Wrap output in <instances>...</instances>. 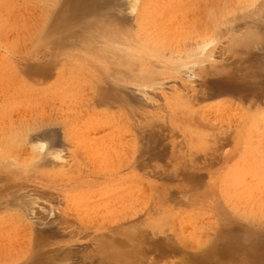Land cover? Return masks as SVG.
<instances>
[{"label":"rangeland","instance_id":"1","mask_svg":"<svg viewBox=\"0 0 264 264\" xmlns=\"http://www.w3.org/2000/svg\"><path fill=\"white\" fill-rule=\"evenodd\" d=\"M132 3L0 0V264H264V0Z\"/></svg>","mask_w":264,"mask_h":264},{"label":"bare ground","instance_id":"2","mask_svg":"<svg viewBox=\"0 0 264 264\" xmlns=\"http://www.w3.org/2000/svg\"><path fill=\"white\" fill-rule=\"evenodd\" d=\"M136 1H137V0H133V3H132L133 7H135ZM203 1H204V0H203ZM231 1H233V0H231ZM180 3H182V2H180ZM229 3H230V2H229ZM34 4H35V3H34ZM227 4H228V1H227ZM228 5H230V4H228ZM231 5H232V4H231ZM32 6H33V5H32ZM37 6H38V4H37ZM39 6L41 7V5H39ZM39 6H38V7H39ZM208 6H209V5H208ZM38 7H37V8H38ZM205 7H206V6H205ZM34 8H36V6H35ZM160 8H161V7H160ZM208 8H209V7H208ZM21 9H22V8H21ZM214 9H215V8H214ZM216 9H217V8H216ZM224 9H225V8H224ZM27 10H28V9H27ZM132 10H134V9H132ZM207 11H208V10H207ZM22 12H23V10H22ZM204 12H205V11H204ZM211 12H212V11H211ZM49 13H50V12H49ZM11 14H12V13H11ZM15 14H16V13H15ZM17 14H18V12H17ZM17 14H16V15H17ZM22 14H23V13H22ZM177 14H179V13H177ZM13 15H14V14H13ZM38 15H39V14H38ZM38 15H37V18H38ZM48 15H49V14H48ZM50 15H51V14H50ZM179 15H180V14H179ZM207 15H208V12H207ZM25 16H27V15H25ZM28 16H30V14H29ZM176 16H177V15H176ZM208 16H209V15H208ZM9 17H10V16H9ZM13 17L15 18V16H13ZM23 17H24V14H23ZM168 17H169V16H168ZM211 17H212V16H211ZM30 18H31V17H30ZM34 18H35V17H34ZM178 18H180V17H178ZM181 18H182V17H181ZM187 18H188V17H187ZM23 19H24V18H23ZM25 19H26V18H25ZM25 19H24V22H25V25H27ZM27 19H28V18H27ZM190 19H191V17H190ZM190 19H189V20H190ZM20 20H22V19H20ZM30 20H31V19H30ZM174 20H175V19H174ZM177 20H178V19H177ZM184 20H185V18H184ZM184 20H183V21H184ZM206 20H207V19H206ZM46 21H48V19H47ZM178 22H180V20H179V21H176V23H178ZM186 22H187V24L189 23L187 20H186ZM44 23L46 24L47 22H44ZM176 23H174V24H176ZM183 23H184V22H183ZM167 24H169V23H167ZM171 24H172V23H171ZM184 24H185V23H184ZM176 25H177V24H176ZM201 25H202V24H201ZM19 26H20V25H19ZM177 26H179V29H181L180 25H177ZM198 26H199V25H198ZM27 27H28V25H27ZM35 27H36V26H35ZM43 27H44V26H43ZM43 27H42V28H43ZM164 27H166V25H164ZM164 27H163V28H164ZM169 27H170V26H169ZM169 27H168V28H169ZM183 27H184V26H183ZM202 27H203V26H202ZM28 28H29V27H28ZM36 28H37V27H36ZM44 28H45V27H44ZM172 28H173V25H172ZM205 28H206V27H205ZM207 28H208V27H207ZM106 29H107V28H106ZM112 29H113V28H112ZM166 29H167V28H166ZM175 29H176V28H175ZM175 29H172V30L175 31ZM179 29H178V30H179ZM16 30H17V29H16ZM41 30H42V29H41ZM99 30H100V29H99ZM113 30H114V29H113ZM122 30H123V29H122ZM8 31H9V30H8ZM29 31H30V30H29ZM104 31H105V29H104ZM173 31H172V33H171L172 36H173V34H175V32L173 33ZM20 32H21V31H20ZM22 32H24V31L22 30ZM192 32H193V31H192ZM252 32L254 33V31H252ZM6 33H7V32H6ZM13 33H14V31H13ZM25 33H26V32H25ZM99 33H100V32H99ZM106 33H107V31H106ZM109 33H110V32H109ZM169 33H170V31H169ZM245 33H246V32H245ZM250 33H251V32H250ZM28 34H29V33H28ZM28 34H27V35H28ZM104 34H105V33H104ZM104 34L102 33L101 35L104 36ZM165 34H166V33H165ZM165 34H164V35H165ZM243 34H244V33H243ZM243 34H242V35H243ZM255 34H256V32H255ZM255 34H252L253 36H252L251 34H250V35L254 38V36L257 37V35H255ZM27 35H26V37H27ZM36 35H37V34H36ZM110 35H111V34H110ZM116 35H117V34H116ZM188 35H189V34H188ZM188 35H187V36H188ZM246 35H247V34H246ZM246 35H245V37L243 36V38H245V39H243V41L245 40V42L247 41L246 38H248V36L246 37ZM10 36H13V35L11 34ZM20 36H21V35H20ZM38 36H39V35H38ZM38 36H37V37H38ZM170 36H171V35H170ZM176 36H178V35H176ZM180 36H181V35H180ZM6 37H7V36H6ZM13 37H14V36H13ZM24 37H25V36H24ZM24 37H23V39H24ZM252 37H251V39H252ZM256 37H255V38H256ZM11 38H12V37H11ZM19 38H20V37H19ZM27 38H29V37H27ZM255 38H254V39H255ZM7 39H8V38H7ZM7 39H6V40H7ZM35 39H38V38H35ZM171 39H174V38H171ZM251 39H250V36H249V39H248V40H251ZM254 39H253L252 41H254ZM24 40H25V39H24ZM237 40H238L239 42H243V41H241L242 39H238V38H236V41H235V40H234V41L237 42ZM8 41H9V40H8ZM20 41H21V39H20ZM28 41H30V40H28ZM171 42H172V41H171ZM178 42H180V40H178ZM235 42H234V44H235ZM239 42H237V44H241V43H239ZM18 43H19V42H18ZM164 43H165V42H164ZM184 43H185V42H184ZM243 43H244V42H243ZM243 43H242V44H243ZM248 43H249V42H248ZM250 43H251V42H250ZM178 44H179V43L176 44V49H177V45H178ZM234 44H233V45H234ZM246 44H247V43H244V46H246ZM16 45H18V44H16ZM27 45H28V44H27ZM27 45H26V46H27ZM170 45H172V43H171ZM179 45H180V44H179ZM179 45H178V46H179ZM201 45H203V44H201ZM205 45H206V44H205ZM249 45H250V44H249ZM18 46H19V45H18ZM22 46H23V45H22ZM181 46H182V45H181ZM181 46H179V48H180ZM183 46H184V44H183ZM199 46H200V45H198V48H200V47H201V48L204 47V45H203V46H200V47H199ZM234 46H235V45H234ZM87 47H88V46H87ZM230 47H231V46H230ZM248 47H249V46H248ZM170 48H171V47H170ZM196 48H197V47H196ZM198 48H197V49H198ZM20 49H21V48H20ZM22 49H23V48H22ZM178 50H179V49H178ZM198 50H199V49H198ZM200 50H202V49H200ZM200 50H199V51H200ZM17 51H18V50H17ZM21 51H22V50H21ZM169 51H170V50H169ZM199 51H198V52H199ZM100 52H101V51H100ZM106 52H107V51H106ZM192 52H194V51H192ZM192 52H191V53H192ZM202 52H203V50H202ZM195 53H197V50H196ZM195 53H194V54H195ZM187 54H188V53H187ZM192 54H193V53H192ZM192 54H191V55H192ZM194 54H193V55H194ZM175 56H176V55H175ZM180 56H182V55H180ZM116 58H117V57H116ZM110 64H111V63H110ZM197 64H198V63H197ZM115 65H116V64H115ZM66 66H67V64H66ZM110 67H111V66H110ZM125 67H126V66H125ZM146 68H147V67H146ZM69 69H70V68H69ZM119 69H120V68H119ZM205 70H206V69H204L202 72H204ZM66 71H67V70H66ZM112 71H113V69H112ZM212 71H213V70H212ZM66 73H67V72H66ZM115 73H116V72H115ZM206 73H207V71H206ZM130 76H131V75H130ZM12 77H13V76H12ZM127 77H128V76H127ZM10 78H11V77H10ZM62 78H63V77H62ZM120 78H121V80H123L122 77H120ZM125 78H126V76H125ZM1 79H3V78H1ZM17 79H18V78H17ZM69 79H70V78H69ZM124 80H125V79H124ZM3 81H4V80H3ZM9 81H10V79H9ZM12 81H13V80H12ZM12 81H11V82H12ZM90 82H91V81H90ZM3 83H4V82L1 81L0 85L2 86ZM53 84H54V83H53ZM10 85H11V84H10ZM91 87H93V85H92ZM91 87H90V88H91ZM90 88H89V89H90ZM79 89H80V87H79ZM91 89H93V88H91ZM96 89H97V88H96ZM96 89H95V91H96ZM75 90H76V89H75ZM71 92H72V91H71ZM67 94H68V93H67ZM74 94H75V93H74ZM13 97H14V96H13ZM21 97H22V96H21ZM78 97H79V96H78ZM67 99H68V98H67ZM192 99H193V98H192ZM53 100H54V98H53ZM81 101H82V100H81ZM36 103H37V102H36ZM50 103H51V102H50ZM63 103H64V102H63ZM200 103H201V102H199L198 104H200ZM10 104H11V103H10ZM34 104H35V103H34ZM40 104H41V103H40ZM54 104H55V103H54ZM14 105H15V103H13V106H14ZM16 105H17V104H16ZM19 105H20V104H19ZM30 105H31V104H30ZM79 105H80V104H79ZM194 105H197V104H194ZM31 106H32V105H31ZM36 106L38 107L37 104H36ZM210 106H211V105H210ZM14 107H16V106H14ZM21 107H22V106H21ZM26 107H27V106H26ZM34 107H35V106H34ZM44 107H45V106H44ZM52 107H53V105H52ZM81 107H82V106H81ZM84 107H86V106H84ZM221 107H222V106H221ZM221 107H218V108H220V110H221ZM224 107H225V106H224ZM5 108H6V106H5ZM8 108H9V107H8ZM64 108H65V107H64ZM208 108H209V107H208ZM226 108H227V107H226ZM15 109H16V108H15ZM22 109H23V108H22ZM36 109H37V108H36ZM206 109H207V108H206ZM224 109H225V108H224ZM12 110H13V108H12ZM12 110H11V111H12ZM25 110H26V109H25ZM25 110H22V112L25 111ZM33 110H34V109H33ZM33 110H32V112H33ZM37 110H38V109H37ZM47 110H48V108H47ZM209 110H210V108H209ZM216 110H217V108H216ZM218 110H219V109H218ZM220 110H219L218 112H220ZM4 111H6V110H4ZM34 111H36V110H34ZM43 111H44V110H43ZM81 111H82V110H81ZM84 111H85V110H84ZM195 111H196V110L194 109V113H196ZM203 111H204V110H203ZM203 111H201V112H203ZM210 111H211V110H210ZM213 111H214V110H213ZM20 112H21V111H20ZM44 112H45V111H44ZM205 112H206V110H205ZM205 112H203V113H205ZM207 112H208V111H207ZM221 112H222V111H221ZM226 112H227V111H226ZM4 113H6V112H4ZM4 113H3V114H4ZM12 113H13V112H12ZM12 113H11V114H12ZM23 113H24V112H23ZM26 113H27V110H26L25 114H26ZM35 113H37V116L40 114V113H38V111H36ZM50 113H51V112H49V114H50ZM194 113H193V114H194ZM203 113H201V114H203ZM211 113H212V112H211ZM213 113H214V112H213ZM215 113H216V112H215ZM236 113H237V112H236ZM15 114H16V113H15ZM18 114H19V113H18ZM25 114H24V115H25ZM28 114H29V112H28ZM82 114H83V112H82ZM207 114H209V113H207ZM61 115H62V114H61ZM106 115H107V114H106ZM116 115H117V114H116ZM197 115H198V113H197ZM218 115H219V114H218ZM225 115H226V114H225ZM228 115H229V114H228ZM233 115H234V114H233ZM0 116H1V115H0ZM5 116H6V115H5ZM27 116H28V115H27ZM70 116H71V115H70ZM72 116H73V115H72ZM119 116H120V115H119ZM131 116H132V115H131ZM183 116H184V115H183ZM193 116H194V115H193ZM11 117H12V116H10V118H11ZM80 117H81V116H80ZM82 117H84V116H82ZM221 117H222V116H221ZM228 117H229V116H228ZM238 117H240V116H238ZM248 117H249V116H248ZM261 117H262V116H261ZM263 117H264V115H263ZM5 118H6V117H5ZM20 118H21V117H20ZM44 118H45V117H44ZM129 118H130V116H129ZM183 118H184V117H183ZM218 118H220V117H218ZM231 118H232V117H231ZM253 118L255 119V117H253ZM0 119H1V118H0ZM30 119H31V118H30ZM30 119H29V120H30ZM45 119H46V118H45ZM52 119H53V118H52ZM194 119H196V118H194ZM197 119H198V118H197ZM26 120H27V119H26ZM222 120H223V119H222ZM228 120H229V119H228ZM230 120H231V119H230ZM239 120H240V119H239ZM261 120H262V118H261ZM1 121H2V120H1ZM10 121H11V120H10ZM24 121H25V120H23V122H24ZM196 121H197V120H196ZM236 121H237V120H236ZM245 121H246V120H245ZM2 122H3V121H2ZM8 122H9V121H8ZM18 122H19V120H18ZM18 122H17V123H18ZM20 122H21V119H20ZM20 122H19V124H20ZM26 122H27V121H26ZM82 122H83V121H82ZM115 122H116V120H115ZM241 122H242V121H241ZM3 123H5V120H4ZM3 123H2V126H3ZM27 123H28V122H27ZM83 123H84V122H83ZM193 123H194V122H193ZM195 123H197V122H195ZM255 123H256V122H255ZM261 123H262V122H261ZM7 124H9V123H7ZM84 124H85V123H84ZM129 124H130V123H129ZM243 124H244V123H243ZM256 124H257V123H256ZM5 125H6V124H5ZM92 125H93V124H92ZM110 125H111V124H110ZM122 125H123V124H122ZM148 125H149V124H147V126H148ZM8 126H10V125H8ZM8 126H7V127H8ZM101 126H102V125H101ZM101 126H100V127H101ZM126 126H127V125H126ZM143 126H144V125H143ZM143 126H142V127H143ZM147 126H145V128H146ZM3 127H4V126H3ZM13 127H14V126H13ZM15 127H16V126H15ZM93 127H94V126H93ZM106 127H107V126H106ZM111 127H112V126H111ZM247 127H248V126H247ZM255 127H256V126H255ZM261 127H262V126H261ZM0 128H1V127H0ZM5 128H6V126L4 127V129H5ZM23 128H24V127H23ZM9 129H10V128H9ZM9 129H8V130H9ZM11 129H12V128H11ZM16 129H17V127H16ZM95 129H96V128H95ZM103 129H104V127H103ZM103 129H101L100 131H103ZM108 129H110V128L108 127ZM108 129H107V130H108ZM0 130H1V129H0ZM104 130H105V129H104ZM128 130H129V129H127L126 131H128ZM197 130H198V129H197ZM91 131H92V130H91ZM2 132H3V129H2ZM7 132H8V131H7ZM13 132H14V131H13ZM15 132H17V131L15 130ZM89 132H90V131H89ZM132 132H133V131H132ZM0 133H1V132H0ZM114 133H115V132H114ZM122 133H123V132H122ZM122 133H120V134L122 135ZM9 134H10V133H9ZM9 134H8V135H9ZM120 134H119V135H120ZM124 134H125V133H124ZM128 134H129V133H128ZM128 134H126L127 137H128ZM131 134H132V133H131ZM10 135H11V134H10ZM12 135H13V134H12ZM115 135H116V134H115ZM115 135H114V137H115ZM2 136H3V134H2ZM72 136H73V134L71 135V137H72ZM130 136H131V135H130ZM5 137L8 138V136H6V135H5ZM5 137H4V138H5ZM118 137H119V136H117V138H118ZM120 137H121V136H120ZM131 137H133V136H131ZM19 138H20V137H19ZM19 138H18V139H19ZM22 138H23V137H22ZM105 138H106V137H105ZM105 138H104V139H105ZM107 138H108V137H107ZM107 138H106V139H107ZM111 138H113V137H111ZM125 138H126V137H125ZM20 139H21V138H20ZM20 139H19V140H20ZM23 139H24V138H23ZM23 139H22V140H23ZM67 139H70V138H67ZM114 139H115V138H114ZM120 139H122V138H120ZM190 139H191V138H190ZM13 140H14V138H13ZM22 140H21L20 142H22ZM86 140H87V139H86ZM115 140H116V139H115ZM68 141H69V140H68ZM70 141H71V140H70ZM70 141H69V142H70ZM106 141H107V140H106ZM113 141H114V140H112V142H113ZM127 141H128V140H127ZM16 142H18V141H16ZM88 142H89V141H88ZM120 142H121V141H120ZM120 142H119V143H120ZM22 143H23V142H22ZM70 143H71V142H70ZM72 143H73V142H72ZM13 144H14V143H13ZM85 144H86V143H85ZM88 144H89V143H88ZM16 145H18V144L16 143ZM101 145H102V144H101ZM112 145H113V143H112ZM20 146H21V145H20ZM91 146H92V145H91ZM91 146H90V147H91ZM3 147H4V146H3ZM3 147H2V148H3ZM122 147H124V146H122ZM36 148H38L39 151L42 152V151H43V143H42V142H39V143L36 145ZM105 148H106V147H105ZM107 148H108V147H107ZM124 148H125V147H124ZM14 149H15V148H14ZM8 150H10V149H8ZM97 150H99V149H97ZM99 151H100V150H99ZM127 152H128V150H127ZM51 154H52L51 157H53L54 159L60 158V154H59L58 152H52ZM97 154H98V152H97ZM118 154H119V153H118ZM126 154H127V153H126ZM124 155H125V153H124ZM124 155H123V156H124ZM27 156H28V155H26L25 157H27ZM84 156H85V155H84ZM125 156H127V155H125ZM89 157H90V156H89ZM53 158H52V159H53ZM123 158H124V157H123ZM27 159H28V158H27ZM60 159H61V158H60ZM93 159H94V158H93ZM123 160H124V159H123ZM121 163H122V162H121ZM101 165H102V164H101ZM119 169H120V168H119ZM258 169H259V168H258ZM114 171H115V170H114ZM259 171H260V170H259ZM257 172H258V171H257ZM127 177H128V176H127ZM132 178H133V177H132ZM132 178H131V179H132ZM137 179H138V178H137ZM137 179H136V180H137ZM247 179H249V177H248ZM132 180H133V179H132ZM121 181H122V180H121ZM123 182H124V181H123ZM127 183H128V182H127ZM121 184H123V183H121ZM134 184H136V183L134 182ZM245 184H247V183H245ZM239 187H240V186H239ZM239 187H238V188H239ZM235 189H236V188H235ZM123 192H124V191H123ZM131 192H133V190H132ZM131 192H130V193H131ZM119 194H120V193H119ZM122 194H123V193H122ZM132 194H133V193H132ZM148 194H149V193H148ZM123 195H124V194H123ZM123 195H122V196H123ZM125 195H126V194H125ZM128 195H129V194H128ZM134 195H135V194H134ZM122 196H121V198H122ZM132 196H133V195H132ZM132 196H130V197L132 198ZM117 197H118V196H117ZM117 197H115V199H116ZM119 197H120V196H119ZM128 197H129V196H128ZM133 197H134V196H133ZM147 197H148V196H147ZM113 198H114V197H113ZM136 199H137V198H136ZM136 199H135V200H136ZM123 200H124V197H123ZM231 200H232V199H231ZM108 201H109V200H108ZM110 201H111V200H110ZM250 201H251V200H250ZM111 202H112V201H111ZM111 202H110V203H111ZM125 202H126V201H125ZM253 202H255V201H253ZM253 202H252V203H253ZM132 203H134V202H132ZM137 203H138V202H137ZM140 203H141V202H140ZM111 204H113V202H112ZM111 204H110V205H111ZM126 204H127V202H126ZM129 204H130V203H129ZM228 204H229V203H228ZM236 204H237V203H236ZM248 204H249V203H248ZM101 205H102V204H101ZM115 205H116V204H115ZM133 205L135 206V204H133ZM79 206H80V205H79ZM111 206H112V205H111ZM113 206H114V205H113ZM113 206H112V207H113ZM130 206H132V205L130 204ZM130 206L127 204V207H130ZM137 206H138V205H137ZM246 206H247V205H246ZM263 206H264V205H263ZM10 207H11V206H10ZM87 207H88V206H87ZM101 207H102V206H101ZM116 207H118V205H117ZM124 207H125V206H124ZM247 207H248V206H247ZM85 208H86V207H84V209H85ZM99 208H100V207H99ZM121 208H122V207H121ZM254 208H255V207H254ZM104 209H105V208H104ZM129 209H130V208H129ZM131 209H132V208H131ZM135 209H136V208H135ZM240 209H241V207L238 208V210H240ZM246 209H247V208H246ZM252 209H253V207H252ZM110 210L113 211L111 208H110ZM88 211H89V210H88ZM93 211H94V210H93ZM108 211H109V210H108ZM114 211H115V209H114ZM119 211H120V210H119ZM123 211H124V210H123ZM129 211H130V210H129ZM129 211H128V212H129ZM85 212H86V211H85ZM94 212H95V211H94ZM96 212H98V211H96ZM245 212H246V211H245ZM104 213H105V211L103 212V214H104ZM106 213H107V212H106ZM106 213H105V214H106ZM108 213H110V211H109ZM113 213H114V212H113ZM113 213H112V214H113ZM124 213H125V212H124ZM246 213H247V212H246ZM246 213H245V214H246ZM256 213H257V212H256ZM91 214H92V213H91ZM93 214H94V213H93ZM110 214H111V213H110ZM117 214H118V212H117ZM120 214H122V212H120ZM126 214H127V211H126ZM128 214H129V213H128ZM132 214H133V213H132ZM252 214H254V212H253ZM262 214H263V213H262ZM87 215H88V214H87ZM94 215H96V214H94ZM97 215H98V214H97ZM100 215H101V214H100ZM118 215H119V214H118ZM118 215H117V216H118ZM258 215H260V214H258ZM258 215H257V216H258ZM6 216H7V215H6ZM9 216H10V215H9ZM102 216H103V215H101V218H102ZM111 216H112V215H111ZM119 216H120V215H119ZM213 216H214V214H213ZM246 216L248 217V215H246ZM253 216H254V215H253ZM89 218H90V216H89ZM104 218H105V216H104ZM119 218H120V217H118V220H119ZM213 218H214V217H213ZM249 218H250V217H249ZM249 218H248V219H249ZM261 218H262V215H261ZM261 218H260V219H261ZM8 219H9V218H8ZM13 219H14V218H13ZM87 219H88V217H87ZM87 219H86V220H87ZM96 219H97V218H95V220H96ZM111 219H113V218H111ZM211 219H212V218H211ZM250 219H251V218H250ZM252 219H253V218H252ZM257 219H258V218H257ZM14 220H15V219H14ZM14 220H13V221H14ZM99 220H100V219H98V222H99ZM105 220H106V219H105ZM109 220H110V219H108V221H109ZM122 220H123V219H122ZM263 220H264V218H263ZM87 221H88V220H87ZM108 221H107V222H108ZM254 221H255V220H254ZM259 221H260V220H259ZM19 222H20V221H19ZM93 222H95V221H93ZM98 222H97V225H96V226H98ZM101 222H102V220H101ZM107 222H105V223L107 224ZM111 222H112V221H111ZM15 223H17V222H15ZM103 223H104V222H103ZM103 223H102V224H103ZM116 223H117V222H116ZM118 223H119V222H118ZM135 223H136V222H135ZM213 223H214V222H213ZM95 224H96V222H95ZM95 224H94V225H95ZM214 224H215V223H214ZM18 225H19V223H18ZM94 225H93V226H94ZM104 225H105V224H104ZM109 225H110V224H109ZM109 225H108V226H109ZM112 225H113V224H112ZM135 226H136V225H135ZM193 226L195 227V225H193ZM208 226H209V224H208ZM210 226H211V225H210ZM20 227H21V226H20ZM91 227H92V226H91ZM91 227H90V228H91ZM98 227H100V226H98ZM101 227H102V226H101ZM211 227H212V226H211ZM213 228H214V227H213ZM86 229H87V228H86ZM205 229H206V228H205ZM211 229H212V228H211ZM133 230H135V229H133ZM108 231H109V230H108ZM183 231H184V230H183ZM203 231H204V230H203ZM110 232H111V231H110ZM134 232H135V231H134ZM187 232H188V231H187ZM152 233H153V232H152ZM182 233H183V232H182ZM184 233H186V231H184ZM187 234H188V233H187ZM189 234H191V233H189ZM203 234H204V233H203ZM155 235H156V234H155ZM28 236H29V235H28ZM151 236H152V235H151ZM153 236H154V235H153ZM191 236H192V234L189 235V237H191ZM200 236H201V235H200ZM154 237H155V236H154ZM180 237H181V236H180ZM192 237H194V236H192ZM17 238H18V237H17ZM17 238H16V239H17ZM195 238H197V237H196V233H195ZM17 240H18V239H17ZM20 240H21V239H20ZM30 240H31V239H30ZM192 240H194V238L191 239V241H192ZM15 242H16V240H15ZM17 242H18V241H17ZM140 243H141V242H140ZM140 243H138V245H139ZM190 243H191V242H190ZM16 244H17V243H16ZM194 244H195V243H194ZM18 245H19V244H18ZM30 245H31V244H30ZM12 246H14V244H13ZM138 247H139V246H138ZM14 248H15V246H14ZM17 248H18V247H17ZM26 248H27V247H26ZM29 248H30V247H29ZM142 249H143V248H142ZM13 250H14V249H13ZM20 250H22V249H20ZM23 250H24V247H23ZM17 251H18V249H17ZM241 251H242V250H241ZM21 252H22V251H21ZM140 252H141V251H140ZM203 252H204V251H203ZM25 254H26V253H25ZM101 254H102V253H101ZM101 254H100V255H101ZM10 255H11V254H10ZM139 256H140V255H139ZM141 256H142V255H141ZM141 256H140V257H141ZM240 256H241V255H240ZM133 257H135V256H133ZM86 258H87V257H85V259H86ZM115 258H116V257H115ZM124 258H125V257H124ZM126 258H127V257H126ZM135 258H136V257H135ZM87 259H88V258H87ZM99 259H100V258H99ZM129 259H130V258H129ZM137 259H138V258H137ZM178 260H179V259H178ZM98 261H99V260H98ZM126 263H127V262H126ZM126 263H125V264H126ZM183 264H184V263H183Z\"/></svg>","mask_w":264,"mask_h":264}]
</instances>
